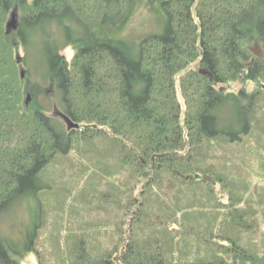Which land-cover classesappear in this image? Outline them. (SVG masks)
I'll use <instances>...</instances> for the list:
<instances>
[{"label":"trees","instance_id":"1","mask_svg":"<svg viewBox=\"0 0 264 264\" xmlns=\"http://www.w3.org/2000/svg\"><path fill=\"white\" fill-rule=\"evenodd\" d=\"M78 1H21L19 29L7 35L17 0H0V217L33 196L38 218L25 250L39 264H264V203L259 209L241 173L253 165L223 150L242 144L264 110L259 92H228L236 83L264 87V54L250 49L259 42L264 52V0H168L167 31L139 46L95 36L109 20L80 24ZM90 2L104 11L125 4L122 27L133 10L131 0ZM41 47L44 79L33 91L52 86L78 130H61L36 99L26 105L30 51ZM66 47L75 50L71 61ZM229 104L236 117L226 127L220 112ZM75 151L86 160L78 166L85 183L100 185L98 206L42 198L55 193L45 173ZM16 253L0 236V264H20Z\"/></svg>","mask_w":264,"mask_h":264},{"label":"rangeland","instance_id":"2","mask_svg":"<svg viewBox=\"0 0 264 264\" xmlns=\"http://www.w3.org/2000/svg\"><path fill=\"white\" fill-rule=\"evenodd\" d=\"M21 1L30 4L32 0H17V6L15 12L18 15V21L20 25L21 18L24 16V9L21 6ZM133 5L132 14L128 22L122 27L118 23L120 19L126 14L127 6L123 4V7L112 6L109 11H104V7L100 4L95 6L90 0H79L76 3L75 10L78 14V19L80 24L95 27L98 26L103 18H107L109 21L106 25H103V29L100 27L94 28L95 36H105L109 39L121 40L130 44H135L139 46L141 41L145 38L155 35H163L168 28V16L163 10V4L168 0H131ZM106 5V4H105ZM13 11V12H14ZM106 14V15H105ZM12 15V14H11ZM113 18V19H112ZM9 17L8 22L10 21ZM112 19V20H111ZM7 22V24H8ZM84 32V30L82 31ZM78 34V33H77ZM77 34L75 37H77ZM61 39L63 42L70 41V35L67 37L62 32ZM33 49V48H32ZM250 49L256 54L255 56H261L264 54L263 48L259 42H254ZM45 54L44 48L38 50L30 51V59L28 61L27 68L34 71V79L27 80L25 88V102L30 96L29 106L35 99L38 102V106L46 108L48 114L54 119L56 125L61 129L68 131V125L64 119L58 115L57 112H63L61 106L56 102V98L53 96V87L48 86L44 93L35 94L33 88L35 82L39 81L40 73H37L39 68L35 58H44ZM67 60L71 61L75 55V50L72 47H66L61 52ZM26 56L25 50L20 48L18 50V57L24 58ZM26 67L23 71L27 70ZM197 65L191 67V69H196ZM198 70V69H196ZM43 76V75H42ZM245 88L248 93L259 92L264 98V87L258 83H248L245 87L240 84H229L228 92H234L237 94L241 89ZM263 88V90L261 89ZM180 94V91L178 89ZM181 95V94H180ZM261 97V98H262ZM264 107V104H262ZM221 117L224 119L223 123L227 127L233 120L235 116L233 110V104L225 106L221 112ZM232 119V120H230ZM255 126L252 134L249 137L243 139V143L230 147H223V150H227L230 157L234 158L243 164H252L254 168L253 173L247 172L246 169L241 168V173L245 175L246 180L252 183L251 194L258 198L259 209H262V202L264 203V110L258 113V117L255 119ZM76 130V129H75ZM78 130V129H77ZM83 143H80L82 146ZM84 158L80 157L76 151L72 152L68 157L61 158L57 164L49 168L47 173H45V178L52 184L53 191L52 194H44L43 199L45 202H49L52 205H59V201H64V203L69 202L68 199L74 197H86L94 201L95 206H98L103 202L102 196L97 194L101 190L98 182L84 181L83 172L78 169L79 164L82 163ZM86 163V162H85ZM82 166V165H81ZM260 175V176H258ZM204 181H213L212 177L203 175ZM216 185V196L221 198L222 202H227L229 197L228 194L221 193V186ZM100 190H99V189ZM98 190V191H97ZM32 194V193H31ZM33 195V194H32ZM33 196H27L24 200H19L16 202L6 213L0 217V236L5 239L8 244L18 253L15 254L16 258H20V264H39V261L34 253H27L25 250L26 244L29 241L30 236L34 233L36 223H37V203L31 198ZM203 205L200 203V208ZM52 213L50 212V215ZM258 230L264 232V216L260 213L258 217ZM44 232L41 234L39 245L44 237ZM228 258L231 260L232 255L229 254Z\"/></svg>","mask_w":264,"mask_h":264},{"label":"water","instance_id":"3","mask_svg":"<svg viewBox=\"0 0 264 264\" xmlns=\"http://www.w3.org/2000/svg\"><path fill=\"white\" fill-rule=\"evenodd\" d=\"M6 29H7L6 30L7 35H12L15 32H17V30L19 29L18 15H17V13L15 11L12 13L11 19L8 22ZM18 62H21V58L20 57H18ZM201 74H203V75H205V74L211 75L210 73H207V71H205V70L201 71ZM22 77L25 78V73L24 72L22 73ZM29 103H30V96H28V99H27V102H26L27 107L29 106ZM57 113L67 123L69 130L80 129V125L76 124L75 122H73L67 115H65L64 113H61V112H57Z\"/></svg>","mask_w":264,"mask_h":264}]
</instances>
